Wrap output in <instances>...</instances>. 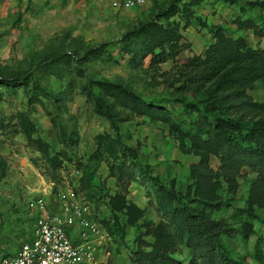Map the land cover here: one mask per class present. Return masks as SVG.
<instances>
[{"label":"rangeland","instance_id":"1","mask_svg":"<svg viewBox=\"0 0 264 264\" xmlns=\"http://www.w3.org/2000/svg\"><path fill=\"white\" fill-rule=\"evenodd\" d=\"M238 19L252 20L257 31L240 30ZM210 25L264 50V0H156L154 7L149 0L126 10L108 0H0V77L12 80L27 72L25 89L0 86V258L18 249L24 226L30 230L23 219L30 201L43 198L54 205L59 192L71 189L100 219L111 221L116 215L124 224L123 238L102 232L103 250L110 254L99 256L101 264H131L141 239L151 241L144 224H155L159 214L144 182L128 183L127 176L120 181L111 170L116 139L121 135L155 176L176 180L181 191L197 157L186 153L167 123L106 96L93 84L112 105L116 134L85 87L90 80L121 84L146 103L159 101L175 119L184 118L178 98H200L204 89L185 91L181 67L203 58L214 43ZM171 45L175 62L156 64L154 55L169 52ZM249 95L264 101V86L257 84ZM210 164L217 168L218 161L210 158ZM238 181L235 206L241 207L248 185ZM111 201L136 205L144 214L136 225H126L125 216L110 208ZM257 214L254 235L228 240L232 255L249 264H256V244L264 253V209ZM230 215V209L215 213L219 219ZM229 222L236 225L234 219Z\"/></svg>","mask_w":264,"mask_h":264},{"label":"trees","instance_id":"2","mask_svg":"<svg viewBox=\"0 0 264 264\" xmlns=\"http://www.w3.org/2000/svg\"><path fill=\"white\" fill-rule=\"evenodd\" d=\"M151 4L154 7L156 0H151ZM236 23L240 30L257 31L250 19H238ZM207 27L213 32L214 43L203 58L194 57L181 67L185 91L204 89L200 98H178L184 118L175 119L159 101L146 103L121 84L90 80L85 87L96 111L109 121L116 134L119 127L106 96L123 99L137 112L167 123L180 146L187 148L186 153L197 157L188 167L190 182L181 191L176 180L155 176L151 165L142 162L121 135L116 139L110 149L111 170L120 181L127 176L128 183L139 179L144 182L147 197L159 214L155 224H144V234L151 241L141 239L131 264H249L245 258L232 255L228 240L254 235L253 221L260 220L257 210L264 209V101L249 95L257 84L264 86V50L250 47L242 37H226L222 27ZM171 47L169 52L155 54L154 62H175L177 51ZM24 74L27 72L12 80L0 77V86L10 91L17 87L25 89ZM93 84L105 90L106 96L97 93ZM210 158L218 161L217 168L211 166ZM124 161L127 166H122ZM239 178L248 185L241 207L235 206ZM111 204L115 214L125 216L126 225H136L144 214V209L136 205H115L112 201ZM223 209L231 210L229 219L236 220V225L227 218L215 217ZM102 222L110 237L123 238L125 227L116 215L111 221ZM259 245L255 246L253 260L264 264Z\"/></svg>","mask_w":264,"mask_h":264},{"label":"built area","instance_id":"3","mask_svg":"<svg viewBox=\"0 0 264 264\" xmlns=\"http://www.w3.org/2000/svg\"><path fill=\"white\" fill-rule=\"evenodd\" d=\"M108 1L115 9L126 10L149 0ZM53 203L37 198L27 204L23 219L30 234L24 226L18 249L1 257L0 264H101L99 256L110 254L102 247L106 228L97 210L79 203L71 189L59 192Z\"/></svg>","mask_w":264,"mask_h":264}]
</instances>
